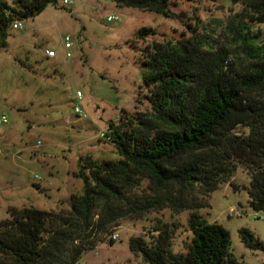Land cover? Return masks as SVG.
<instances>
[{
    "label": "trees",
    "instance_id": "1",
    "mask_svg": "<svg viewBox=\"0 0 264 264\" xmlns=\"http://www.w3.org/2000/svg\"><path fill=\"white\" fill-rule=\"evenodd\" d=\"M183 20L172 0H113ZM57 0H0V50L17 21L35 18ZM241 9L226 19L186 23L190 34L154 40L143 51L144 84L151 110L120 116L107 132L118 160L81 157L82 193L71 207L8 209L0 221V264H78L113 235L124 219L153 212L189 211L191 236L176 252L175 221H158L130 238L147 264H246L232 251L230 231L201 210L230 183L239 166L250 174L249 205L264 212V0H232ZM157 34L141 28L132 41ZM244 244L264 242L243 227Z\"/></svg>",
    "mask_w": 264,
    "mask_h": 264
},
{
    "label": "rangeland",
    "instance_id": "2",
    "mask_svg": "<svg viewBox=\"0 0 264 264\" xmlns=\"http://www.w3.org/2000/svg\"><path fill=\"white\" fill-rule=\"evenodd\" d=\"M70 1L57 0L35 18L21 20V27L10 29L7 45L0 50V117L8 118L0 124V221L10 216L11 206L69 209L72 194L84 188L77 175L81 157L120 159L102 133L125 112L151 110L142 49L154 40L188 36V22L226 19L241 9L232 0H172L173 10L184 13L183 21L119 7L114 1ZM113 14L119 19L108 21ZM143 27H153L157 34L138 41L136 47L132 41ZM47 50L57 56L49 57ZM78 91L82 100L76 98ZM77 106L82 114L76 113ZM250 179L248 170L239 166L233 183L213 192L210 206L201 213L230 231L232 251L239 260L264 264V249L248 248L240 234L246 227L264 242V220L256 217L264 212L249 205ZM189 214L166 209L142 219H124L115 231V244L101 243L78 264H147L131 250L130 238L147 233L158 218L178 223L174 250L182 252L192 234Z\"/></svg>",
    "mask_w": 264,
    "mask_h": 264
},
{
    "label": "built area",
    "instance_id": "3",
    "mask_svg": "<svg viewBox=\"0 0 264 264\" xmlns=\"http://www.w3.org/2000/svg\"><path fill=\"white\" fill-rule=\"evenodd\" d=\"M108 1H113V0H108ZM64 3H65V4H70V3H72V2H71L70 0H64ZM118 19H119V17H118L117 15H115V14L110 15V16L108 17V21H113V20H118ZM21 25H22L21 22H20V21H17L16 23L13 24V27H14V28H19V27H21ZM66 44H67V46L70 47V45H71V44H70V37H67V39H66ZM46 53H47V55H48L49 57H54V56L56 55V51H54V50H47ZM67 55L70 56V55H71V52H68ZM76 98H77L78 100H82V98H83V94H82L81 91H78V92H77ZM75 111H76V113H78V114H82V112H83L82 108L79 107V106H77V107L75 108ZM7 122H8V118H7L6 115H3V116L0 117V124H2V123H7ZM102 137H106V138H107V133H106V134L102 133ZM256 217L259 218V219H263V220H264V215H260L259 213L256 215ZM117 238H118V234H115V233H114V235H113V239H117Z\"/></svg>",
    "mask_w": 264,
    "mask_h": 264
},
{
    "label": "crops",
    "instance_id": "4",
    "mask_svg": "<svg viewBox=\"0 0 264 264\" xmlns=\"http://www.w3.org/2000/svg\"><path fill=\"white\" fill-rule=\"evenodd\" d=\"M55 56H57V53H56V55H55ZM55 56H54V57H55Z\"/></svg>",
    "mask_w": 264,
    "mask_h": 264
}]
</instances>
